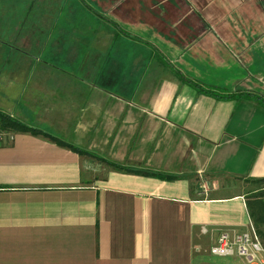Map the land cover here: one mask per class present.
Listing matches in <instances>:
<instances>
[{
  "label": "crops",
  "instance_id": "obj_1",
  "mask_svg": "<svg viewBox=\"0 0 264 264\" xmlns=\"http://www.w3.org/2000/svg\"><path fill=\"white\" fill-rule=\"evenodd\" d=\"M0 66L1 110L90 152L1 135L0 264H249L210 249L264 178V0H0Z\"/></svg>",
  "mask_w": 264,
  "mask_h": 264
},
{
  "label": "trees",
  "instance_id": "obj_2",
  "mask_svg": "<svg viewBox=\"0 0 264 264\" xmlns=\"http://www.w3.org/2000/svg\"><path fill=\"white\" fill-rule=\"evenodd\" d=\"M194 85L198 88L201 87V85L199 83H195ZM200 90L204 91L203 88H200ZM205 91L211 95H216L218 97H223V98H232L236 95L245 94V93L216 94L211 89H207ZM245 95H251V94L247 93ZM16 132H27V133H32V134H36V135H43L45 137L50 138L52 141H54L58 145L68 147L71 150L76 151L78 153L90 154L89 151L75 147L73 145H68L65 143L64 140H62L58 137L52 136L49 133L43 132L42 130H39L37 128H34V127L26 124L25 122L21 121L20 119L12 116L9 113L0 109V138H1V135L3 133L10 135V134H15ZM108 164L115 167L116 169H119V170H125V171H129V172H141L144 174L160 176L162 178H175L172 175H167V174L165 175L163 173H158V172L133 170L130 168L123 167L122 165H119L116 163L108 162ZM253 182L256 183L257 185H259L260 187H258V189L256 191L251 193L250 199H249L247 204H248L249 213H250L253 225L255 227V230L259 234V236L264 238V178L253 180Z\"/></svg>",
  "mask_w": 264,
  "mask_h": 264
},
{
  "label": "built area",
  "instance_id": "obj_3",
  "mask_svg": "<svg viewBox=\"0 0 264 264\" xmlns=\"http://www.w3.org/2000/svg\"><path fill=\"white\" fill-rule=\"evenodd\" d=\"M14 135H9L11 140ZM210 252L218 256L240 255L249 264H264V245L253 223L250 229L242 232L236 230L223 231L217 244L211 247Z\"/></svg>",
  "mask_w": 264,
  "mask_h": 264
},
{
  "label": "rangeland",
  "instance_id": "obj_4",
  "mask_svg": "<svg viewBox=\"0 0 264 264\" xmlns=\"http://www.w3.org/2000/svg\"><path fill=\"white\" fill-rule=\"evenodd\" d=\"M51 1H53V0H51ZM54 5L55 6H57V0H54ZM87 6L88 7H90L88 4H87ZM38 7H41V2H36L35 4H34V9L32 10V16H34V17H36V18H38L39 17V15L42 13L41 11H43V9L42 8H38ZM85 13H88L87 11H85ZM44 22V21H43ZM48 27V25H43L42 24V26L41 27H39V29H42V28H47ZM37 31H38V29H37ZM8 43V42H7ZM8 44H10V43H8ZM32 54H35V53H32ZM4 55H6V54H4ZM9 55V54H8ZM5 57V56H4ZM7 58H10L9 56H7ZM110 60H112L113 58H109ZM0 72L3 70V74L5 73V74H7V73H9V72H5V71H9L10 70V68L9 67H4V68H1V66H0ZM81 149H83V148H81ZM84 150H86V151H88L87 150V148L86 149H84ZM90 150V149H89ZM256 186V189H255V191L258 189V187H260L259 185H257V184H255ZM253 193V192H252ZM261 237V236H260ZM261 240H262V242H263V245H264V238L263 237H261Z\"/></svg>",
  "mask_w": 264,
  "mask_h": 264
}]
</instances>
